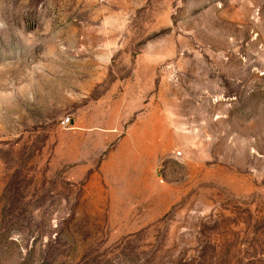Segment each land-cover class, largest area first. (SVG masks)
<instances>
[{
	"label": "rangeland",
	"instance_id": "rangeland-1",
	"mask_svg": "<svg viewBox=\"0 0 264 264\" xmlns=\"http://www.w3.org/2000/svg\"><path fill=\"white\" fill-rule=\"evenodd\" d=\"M0 264H264V0H0Z\"/></svg>",
	"mask_w": 264,
	"mask_h": 264
},
{
	"label": "crops",
	"instance_id": "crops-1",
	"mask_svg": "<svg viewBox=\"0 0 264 264\" xmlns=\"http://www.w3.org/2000/svg\"><path fill=\"white\" fill-rule=\"evenodd\" d=\"M145 62V63H144ZM137 69L140 71V74L143 75L144 71L146 73H144L145 77H147V73L148 71H151L153 69V62L151 61V59H148L146 57H142L138 60V65H137ZM147 79V78H145Z\"/></svg>",
	"mask_w": 264,
	"mask_h": 264
},
{
	"label": "built area",
	"instance_id": "built-area-1",
	"mask_svg": "<svg viewBox=\"0 0 264 264\" xmlns=\"http://www.w3.org/2000/svg\"><path fill=\"white\" fill-rule=\"evenodd\" d=\"M59 124H60V126H61L62 128H66V127L69 125V119H68L67 117L61 119L60 122H59ZM179 155H180V153L177 152V153H176V156H179Z\"/></svg>",
	"mask_w": 264,
	"mask_h": 264
}]
</instances>
